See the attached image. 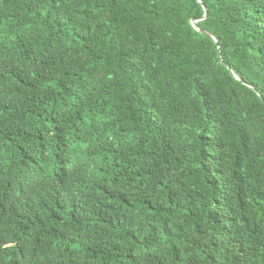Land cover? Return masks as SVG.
Instances as JSON below:
<instances>
[{
    "label": "trees",
    "instance_id": "obj_1",
    "mask_svg": "<svg viewBox=\"0 0 264 264\" xmlns=\"http://www.w3.org/2000/svg\"><path fill=\"white\" fill-rule=\"evenodd\" d=\"M201 1L0 0V264H264V0Z\"/></svg>",
    "mask_w": 264,
    "mask_h": 264
},
{
    "label": "water",
    "instance_id": "obj_2",
    "mask_svg": "<svg viewBox=\"0 0 264 264\" xmlns=\"http://www.w3.org/2000/svg\"><path fill=\"white\" fill-rule=\"evenodd\" d=\"M198 1H199L200 3H202L201 0H198ZM207 16H208V9L206 8V14H205V16L202 18V20L206 19ZM198 22H199V20H193V21H192V24H193L194 28H195L196 30H198L199 32H201L202 34H204V35H206V36H209V37L212 38L215 42H217L215 38H213L212 36H210L206 31H204V30H202V29L199 28V26H198ZM231 72H232V75H233L237 80H241L240 77H239V76H238L233 70H231ZM243 83L247 85L246 82L243 81Z\"/></svg>",
    "mask_w": 264,
    "mask_h": 264
}]
</instances>
